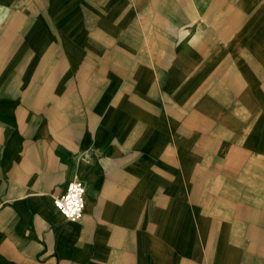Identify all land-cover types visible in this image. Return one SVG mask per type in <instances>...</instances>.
<instances>
[{"label":"crops","instance_id":"crops-1","mask_svg":"<svg viewBox=\"0 0 264 264\" xmlns=\"http://www.w3.org/2000/svg\"><path fill=\"white\" fill-rule=\"evenodd\" d=\"M0 264H264V0H0Z\"/></svg>","mask_w":264,"mask_h":264},{"label":"built area","instance_id":"built-area-1","mask_svg":"<svg viewBox=\"0 0 264 264\" xmlns=\"http://www.w3.org/2000/svg\"><path fill=\"white\" fill-rule=\"evenodd\" d=\"M85 185L82 180L73 178L65 191L53 200L54 207L68 220H79L85 208Z\"/></svg>","mask_w":264,"mask_h":264}]
</instances>
